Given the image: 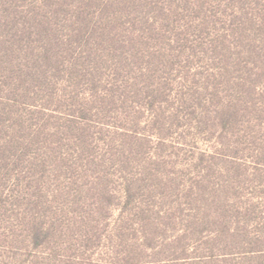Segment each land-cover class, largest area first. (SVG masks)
<instances>
[{"label": "rangeland", "instance_id": "374dc122", "mask_svg": "<svg viewBox=\"0 0 264 264\" xmlns=\"http://www.w3.org/2000/svg\"><path fill=\"white\" fill-rule=\"evenodd\" d=\"M134 1L101 72H57L18 101L1 92L0 264L264 263L245 244L264 237V31L250 0L201 13ZM211 212L247 238L193 233Z\"/></svg>", "mask_w": 264, "mask_h": 264}, {"label": "trees", "instance_id": "16d2710c", "mask_svg": "<svg viewBox=\"0 0 264 264\" xmlns=\"http://www.w3.org/2000/svg\"><path fill=\"white\" fill-rule=\"evenodd\" d=\"M182 1L198 13L208 2ZM153 2L149 0L148 4ZM133 5L136 6L134 0H0V98L5 97L1 92L6 90L8 101H18L17 96L26 84L30 88L43 86L52 82L57 72L77 74L81 79L95 70L101 72L105 56L116 57L126 43L127 36L116 22L125 13L131 14ZM250 5L247 21L262 32L264 0H250ZM197 18L202 20L200 14ZM201 20L194 21L193 26L207 29V22ZM86 58L90 60L85 64L87 70L82 68ZM102 80L99 76L92 84L102 87ZM221 214L192 216L196 223L193 233L202 238H207L204 234H224L245 240L246 233L240 226L234 227L238 222ZM245 244L247 256L264 261V237H250ZM226 255L234 256V253ZM207 257L213 259L218 255L211 253ZM188 258L177 257V260Z\"/></svg>", "mask_w": 264, "mask_h": 264}]
</instances>
